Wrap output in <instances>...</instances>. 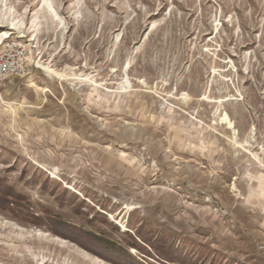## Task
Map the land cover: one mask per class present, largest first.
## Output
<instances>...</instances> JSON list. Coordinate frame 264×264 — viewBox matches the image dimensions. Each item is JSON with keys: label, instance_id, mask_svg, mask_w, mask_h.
Returning a JSON list of instances; mask_svg holds the SVG:
<instances>
[{"label": "rangeland", "instance_id": "374dc122", "mask_svg": "<svg viewBox=\"0 0 264 264\" xmlns=\"http://www.w3.org/2000/svg\"><path fill=\"white\" fill-rule=\"evenodd\" d=\"M0 38V264H264V0H0Z\"/></svg>", "mask_w": 264, "mask_h": 264}, {"label": "built area", "instance_id": "2783aa9c", "mask_svg": "<svg viewBox=\"0 0 264 264\" xmlns=\"http://www.w3.org/2000/svg\"><path fill=\"white\" fill-rule=\"evenodd\" d=\"M26 56L27 49L22 41L11 40L3 44L0 52V84L21 71Z\"/></svg>", "mask_w": 264, "mask_h": 264}, {"label": "bare ground", "instance_id": "6f19581e", "mask_svg": "<svg viewBox=\"0 0 264 264\" xmlns=\"http://www.w3.org/2000/svg\"><path fill=\"white\" fill-rule=\"evenodd\" d=\"M48 5H49V6H48ZM46 6H48V8H50L52 12H56V11L52 8V6H51L50 4L47 3ZM56 15H57V14H56ZM11 29H15V27H12ZM4 37H5V38H8L9 36L4 35ZM2 43H3V40L0 38V44H2ZM224 121L227 122V123L229 124V127H230V128H233V127H234V124H233V122L230 120L229 115H228L227 113L225 114Z\"/></svg>", "mask_w": 264, "mask_h": 264}, {"label": "trees", "instance_id": "16d2710c", "mask_svg": "<svg viewBox=\"0 0 264 264\" xmlns=\"http://www.w3.org/2000/svg\"><path fill=\"white\" fill-rule=\"evenodd\" d=\"M97 239L102 240L100 242H103V241L107 242L105 239H102V238H97Z\"/></svg>", "mask_w": 264, "mask_h": 264}]
</instances>
